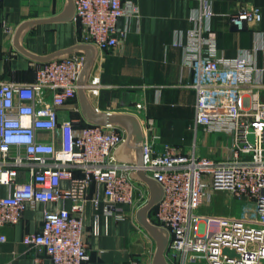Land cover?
Instances as JSON below:
<instances>
[{"label":"built area","instance_id":"2783aa9c","mask_svg":"<svg viewBox=\"0 0 264 264\" xmlns=\"http://www.w3.org/2000/svg\"><path fill=\"white\" fill-rule=\"evenodd\" d=\"M74 6V18L82 27L81 44L98 50L117 47L124 35L120 21L139 15L131 0H74ZM214 16L211 3L205 1L199 14L191 17L194 27L188 42L178 38L174 44L183 49L184 65L194 74L196 127L232 138L227 159H211L196 151L183 154L168 144H161L160 150L161 135L153 119H143L145 105L139 102L135 107L144 130V165L118 162L114 153L127 139L123 128L93 123L76 127L74 121L59 116L60 109L79 95L87 61L83 52L46 62L32 83L0 82V226L19 223L28 204L66 200L73 204L71 209H45L41 230L25 235L24 243L38 253L34 264H43L42 254L53 264H84L89 259L83 219L88 188L102 185L107 213L124 219L118 206L144 205L149 198V190L139 186L146 185L131 176L138 169L164 188L153 219L170 232L166 253L170 264H264L260 91L264 83L257 79L260 70L252 61L218 57L211 27ZM262 18L260 8L243 7L227 15L226 21L247 31ZM95 85L85 89L96 92ZM22 170L29 174L26 182L18 179ZM63 181H68L67 189L62 188ZM218 193L242 203L241 216L202 214L200 209L211 207ZM99 204L95 199L96 209ZM98 223L97 216L96 234ZM5 240L0 237V242Z\"/></svg>","mask_w":264,"mask_h":264},{"label":"crops","instance_id":"0c3cea01","mask_svg":"<svg viewBox=\"0 0 264 264\" xmlns=\"http://www.w3.org/2000/svg\"><path fill=\"white\" fill-rule=\"evenodd\" d=\"M131 1L138 6L139 15L126 16L120 21L124 35L119 45L107 50L92 47L87 54L91 61L82 80L86 85L96 84L93 87L96 92L85 89L89 105L101 113L138 116L135 104L142 102L145 105L143 119H153L161 135L160 150H163L161 144H168L183 154L196 151L211 159H227L232 138L222 131L210 132L202 126L196 127L194 74L184 65L183 49L174 43L178 38L188 42V32L194 27L191 17L198 15L203 3L208 1L215 13L211 27L216 34L218 57L252 61L260 70L257 79L264 83V0ZM67 5L68 0L0 1V82L32 83L37 69L46 63L16 46L18 29L28 21H44L28 27L19 40L29 53L45 57L82 45V27L74 17L61 22L45 21L63 13ZM243 7L260 8L263 18L253 29L238 31L227 23L226 17ZM260 91L264 101V87ZM59 116L62 120L74 121L76 127L91 123L80 95L60 109ZM18 179L26 182L29 174L22 170ZM61 186L67 189L68 181H63ZM7 192L4 188L3 194ZM95 199L100 201L98 209ZM72 205L70 200L28 204L19 223L0 226V237L6 238L0 242V264H34L38 253L24 243L25 235L41 230L45 209H71ZM142 205L118 206L125 215L124 219H118L116 214L107 213L103 186L94 183L88 188L83 219L89 259L84 264H153L156 243L136 220ZM212 205L213 211L212 206H203L200 212L235 214V200L225 193H218ZM97 216L98 234L94 233ZM40 257L43 264H53L47 255Z\"/></svg>","mask_w":264,"mask_h":264},{"label":"water","instance_id":"95a60500","mask_svg":"<svg viewBox=\"0 0 264 264\" xmlns=\"http://www.w3.org/2000/svg\"><path fill=\"white\" fill-rule=\"evenodd\" d=\"M75 15V6L74 0H68V5L63 13L60 15L53 17L51 19H47L45 21L48 22H61L68 21L72 19ZM40 22H44L43 20L38 21H28L21 25L16 34V46L22 52L26 53L30 57L43 61L49 62L61 56L71 54L75 51H82L87 55L90 50H93L90 45H78L71 49H67L64 51H60L54 53L52 55H48L45 57H40L29 53L20 45V38L23 32L28 28ZM236 29V28H235ZM90 59H88L85 64V68L81 73L79 80V95L81 101L86 107V111L89 117V120L93 124L99 125H111L123 128L127 132L126 141L115 151L114 157L118 162L129 163L139 167L144 165V130L139 117L135 114L131 113H97L88 103L85 96V83L82 80L85 74L86 69L89 67ZM249 139L252 143L255 141L254 134L249 135ZM132 178L138 182L145 184L149 190V198L147 202L142 205L137 213L136 220L137 222L146 230V232L150 235V237L156 243V250L153 257V264H170L167 260L166 253L170 243V232L167 228L162 227L156 223H154L151 219V214L153 210L157 207V205L163 200L165 191L161 183L152 177L148 176L144 169H138L132 173ZM228 249L224 250V253H228ZM235 255V252H233Z\"/></svg>","mask_w":264,"mask_h":264},{"label":"rangeland","instance_id":"374dc122","mask_svg":"<svg viewBox=\"0 0 264 264\" xmlns=\"http://www.w3.org/2000/svg\"><path fill=\"white\" fill-rule=\"evenodd\" d=\"M227 194V193H226ZM228 195V194H227ZM232 197V196H230ZM233 198V197H232ZM234 199V198H233ZM235 200V199H234ZM213 206L212 205V208H210L212 211L214 210L213 209ZM221 209V208H220ZM219 211V209H218ZM234 211H235V214L234 215H237V216H241V213H242V203L238 202L237 200H235V208H234ZM220 212V211H219ZM225 212V210L223 211Z\"/></svg>","mask_w":264,"mask_h":264},{"label":"trees","instance_id":"16d2710c","mask_svg":"<svg viewBox=\"0 0 264 264\" xmlns=\"http://www.w3.org/2000/svg\"><path fill=\"white\" fill-rule=\"evenodd\" d=\"M155 209L153 210L152 214H151V219L153 222H155V220L153 219V213H154Z\"/></svg>","mask_w":264,"mask_h":264}]
</instances>
